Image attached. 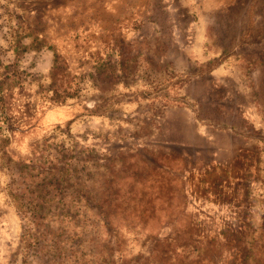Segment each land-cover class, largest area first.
<instances>
[{"label": "rangeland", "instance_id": "obj_1", "mask_svg": "<svg viewBox=\"0 0 264 264\" xmlns=\"http://www.w3.org/2000/svg\"><path fill=\"white\" fill-rule=\"evenodd\" d=\"M0 264H264V0H0Z\"/></svg>", "mask_w": 264, "mask_h": 264}]
</instances>
